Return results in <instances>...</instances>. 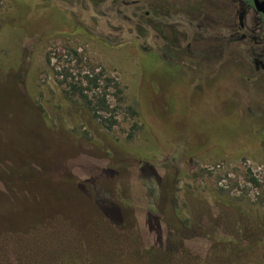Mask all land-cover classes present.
<instances>
[{
	"label": "rangeland",
	"instance_id": "obj_1",
	"mask_svg": "<svg viewBox=\"0 0 264 264\" xmlns=\"http://www.w3.org/2000/svg\"><path fill=\"white\" fill-rule=\"evenodd\" d=\"M232 4L0 0V264H264V49Z\"/></svg>",
	"mask_w": 264,
	"mask_h": 264
},
{
	"label": "flooded vegetation",
	"instance_id": "obj_2",
	"mask_svg": "<svg viewBox=\"0 0 264 264\" xmlns=\"http://www.w3.org/2000/svg\"><path fill=\"white\" fill-rule=\"evenodd\" d=\"M256 0H230L233 8V14L231 15L235 25L241 30L245 31L247 38L253 39L255 41L263 44L262 49H264V5L259 1V7L256 6ZM188 35V34H187ZM190 35L187 36V48H193L194 44L200 43V39H195ZM198 41V42H197ZM262 74L259 75L256 80H261ZM261 78V79H258Z\"/></svg>",
	"mask_w": 264,
	"mask_h": 264
},
{
	"label": "trees",
	"instance_id": "obj_3",
	"mask_svg": "<svg viewBox=\"0 0 264 264\" xmlns=\"http://www.w3.org/2000/svg\"><path fill=\"white\" fill-rule=\"evenodd\" d=\"M100 80H101V77L99 75H94L92 77H89L87 76V87L84 88V87H81L79 85H73L72 86V94L74 95H78V96H81L83 98V100H86V104L88 105V107L94 112V115L98 118H102V116L100 114H98V111L99 110H104L105 108L108 109L109 108V104H108V101L106 99L105 96H96V101H97V104H95L92 100H90L88 98V96L85 94V91L87 90H90V91H93V90H96L97 88H99V83H100ZM114 80L112 78H107L106 79V86H110L112 85V82ZM115 85L118 87V84H116L115 82Z\"/></svg>",
	"mask_w": 264,
	"mask_h": 264
},
{
	"label": "water",
	"instance_id": "obj_4",
	"mask_svg": "<svg viewBox=\"0 0 264 264\" xmlns=\"http://www.w3.org/2000/svg\"><path fill=\"white\" fill-rule=\"evenodd\" d=\"M255 3H256V6H257V7H259V4H258V3H259V1H258V0H256V1H255ZM262 4L264 5V2H262ZM263 10H264V9H263Z\"/></svg>",
	"mask_w": 264,
	"mask_h": 264
}]
</instances>
